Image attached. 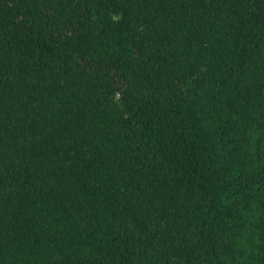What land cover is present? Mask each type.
Returning <instances> with one entry per match:
<instances>
[{"label":"trees","instance_id":"16d2710c","mask_svg":"<svg viewBox=\"0 0 264 264\" xmlns=\"http://www.w3.org/2000/svg\"><path fill=\"white\" fill-rule=\"evenodd\" d=\"M0 264H264V0H0Z\"/></svg>","mask_w":264,"mask_h":264}]
</instances>
